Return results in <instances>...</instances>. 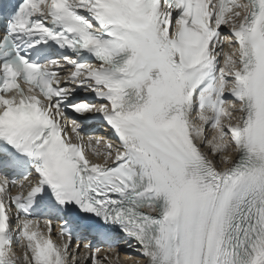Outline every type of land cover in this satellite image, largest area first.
Wrapping results in <instances>:
<instances>
[{
	"label": "snow or ice",
	"instance_id": "obj_1",
	"mask_svg": "<svg viewBox=\"0 0 264 264\" xmlns=\"http://www.w3.org/2000/svg\"><path fill=\"white\" fill-rule=\"evenodd\" d=\"M121 244L264 264V0L0 11V264H120Z\"/></svg>",
	"mask_w": 264,
	"mask_h": 264
},
{
	"label": "bare ground",
	"instance_id": "obj_2",
	"mask_svg": "<svg viewBox=\"0 0 264 264\" xmlns=\"http://www.w3.org/2000/svg\"><path fill=\"white\" fill-rule=\"evenodd\" d=\"M208 149L206 148L205 151ZM116 253H119L120 264H134L137 258V254L132 252L131 249L125 248L123 245L116 248ZM116 253H110L115 258Z\"/></svg>",
	"mask_w": 264,
	"mask_h": 264
}]
</instances>
